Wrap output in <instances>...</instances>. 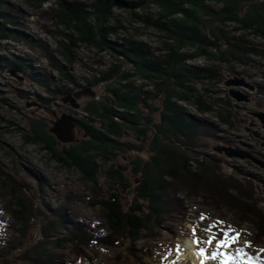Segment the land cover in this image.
Returning <instances> with one entry per match:
<instances>
[{
	"label": "rangeland",
	"instance_id": "rangeland-1",
	"mask_svg": "<svg viewBox=\"0 0 264 264\" xmlns=\"http://www.w3.org/2000/svg\"><path fill=\"white\" fill-rule=\"evenodd\" d=\"M3 1L10 6L9 9H6L7 12L14 13L19 19V27H14V29L25 37L19 42L11 40L2 42L6 49L4 52L0 51V54L7 56L14 53L16 57L31 60L32 62L29 63L32 66L28 73L32 78L38 81L47 78L49 81H53L56 89L64 91L69 88L74 91L71 95L81 108L76 110L71 104H65L64 100L67 96L49 93L32 79L28 81L25 74L16 73L17 75L14 76L13 72L0 73V264H7L5 262L7 260L8 264H25L21 260L24 252L18 245L22 243L23 247L27 248L32 243L38 245L45 240L41 236L42 218L47 215L50 217L55 215L59 212L61 204L69 203L66 196L75 199L65 211L68 219L84 224L102 238L95 235L89 240L88 247L80 245L82 247L77 248L78 252L70 245L56 250L55 261L60 264H193L191 253L199 254V248L195 241L199 239L200 247L211 253L216 250V242L212 247H209L205 241L210 235L223 239L224 233L233 236L238 234L240 237L233 248L223 249L235 256L238 264H264V229L260 228L261 222L235 206V203H240L241 198L231 191L217 190L221 196L213 198L206 186L205 190L203 188L193 192L191 190L193 187L189 186H193L194 183L185 175L182 160L176 157L178 154L174 159L171 156V160H167L168 162L164 165V168L178 169L182 174L177 180L166 179V181L173 182H169L168 193L165 192L163 195L164 204L161 206V209L164 210L163 219L152 226L153 230L141 241L133 242L120 238L118 241H121V244L117 243V246H109L104 243L111 232L104 218L105 208L97 203L109 201L113 193H120L124 197L125 208L128 210L134 207L132 193L135 194L142 174L134 172L133 162L139 161L138 158L149 161L153 157L154 151L152 152V150L154 147L159 148L154 141L155 134L151 131L147 140L135 131L127 130L120 140L123 145H126L124 148L127 150L126 152L115 150L98 155L96 158L98 185L96 187L86 180L85 174L76 167L62 165L57 157H65V151H70L71 146L95 140L91 132L84 128H75V142L72 144L63 143L55 134L51 133L53 124L63 114H67L76 122L77 120L84 121L90 129H100L98 123L90 120V118L95 121L98 119L96 111H92L91 107H98L99 104L106 103L108 97H111L110 90L107 88L113 83L103 82L94 88L88 87L87 83L88 80H93V77L98 73L110 69L114 57L111 53L100 52L95 47L84 45L75 49L78 59L74 64H69L62 45L64 38L61 33L64 31V27H60L54 18L56 17L55 13L59 14V7L54 1L45 5L40 3V9L34 6L36 4L34 0ZM78 1L92 4L95 0ZM254 2L264 3V0H255ZM249 5L248 2L241 4L242 16L249 14ZM220 7L222 6L216 8ZM114 13L124 27L121 29L119 39H134L144 43L158 55H161L162 51L166 52L170 43L166 34L153 27H148L136 17V15L158 17V13H163L161 8L152 6L131 10L117 7ZM206 19L210 23L211 18L206 17ZM216 24L215 21H212L209 26L214 27ZM217 25L221 28L224 27L220 24ZM236 27V24L229 23L224 29L232 36L242 35L256 49L264 50V37L253 35L252 31L236 33ZM119 43L121 44L122 41ZM224 50V48L220 49V51ZM252 58L255 61L253 65L250 67L236 66L235 72H229L232 65L222 62L220 54L217 55V60L203 57L198 61L190 62L195 68H218L223 74L220 73L222 79L213 81L209 86L212 87L211 91L216 94L213 96L218 99L219 113L222 112L229 116L233 122L232 126L219 123L217 114L201 115L194 106L185 105V107L197 118L217 126V133L212 140L207 142L209 148L205 152L221 155L220 157H223L224 161L226 159L225 165L221 166L225 178L232 175L240 183L254 181L256 184L255 199L260 202L258 206L264 212V167L251 160L230 159L225 156V152L222 154L216 152V148L219 146L234 148L245 151L264 163L263 141L254 135L257 133L264 137V125L253 116L254 113H264V59ZM120 59L125 60L122 57ZM57 64L68 67L70 75L77 80L81 87L77 89V87L71 86L67 77L54 70L53 67L55 68ZM123 66L126 69L130 68ZM115 79L117 80V78ZM236 80H244L253 89L246 86H228V83ZM135 81L138 85H146L143 86L144 89L152 93V100L147 103L149 105L156 104L154 95H157V90L154 89V83L141 79ZM201 88L203 89L204 86L200 85ZM88 89L95 93V97L87 92ZM231 91L247 95L249 101H236L231 97ZM37 95L43 99L40 101ZM143 110L145 115L149 116L150 112L146 111V107H143ZM129 119L131 123H128L127 126H131L135 123L134 120H137L133 117ZM138 124L144 128L145 126L149 127V123L145 119ZM138 124L137 126H139ZM33 138L42 142L30 143L33 142ZM246 147L252 151L246 150ZM141 148L142 150H140ZM112 153L116 156L111 155ZM139 163L141 168L146 164ZM191 169L202 177L206 176L203 170H199L197 167ZM120 174L125 176L129 184L132 185L129 189L130 192L124 191L119 184ZM234 196L235 199L232 200ZM20 201L27 204L30 213L31 219L27 227L29 234L26 238L28 241H25L26 239L23 237L26 231L14 217V210L17 208L21 210ZM243 201L245 200L243 199ZM32 203L33 210L31 209ZM14 227L18 232L13 229ZM193 228L196 229L195 236L192 234ZM194 244L196 248H194ZM128 248H131L133 256L125 254ZM236 249H242L245 255L242 256ZM208 262L209 264H220L219 259Z\"/></svg>",
	"mask_w": 264,
	"mask_h": 264
},
{
	"label": "trees",
	"instance_id": "trees-1",
	"mask_svg": "<svg viewBox=\"0 0 264 264\" xmlns=\"http://www.w3.org/2000/svg\"><path fill=\"white\" fill-rule=\"evenodd\" d=\"M52 1L59 7V14L55 13L54 18L60 27H64L61 33L64 38L62 45L69 64H74L78 59L75 49L84 45L95 47L100 52L111 53L115 61L112 62L110 69L98 73L93 80H88L87 83L90 88L103 82L113 83L107 88L110 90L111 97L105 101L106 105L101 103L98 107H91L98 117L96 121L90 118L91 122L98 123L100 129L104 131L90 129L84 121L77 120V125L91 132L95 141H85L80 145L71 146L70 151H65V157L55 156L57 160L64 166L76 167L85 174V179L96 187L98 185L96 180L97 156L115 150L126 152L127 150L124 149L126 145L120 142L125 131L133 130L147 140L152 131L155 134L154 141L159 146V148L154 147L153 157L149 161L138 158L139 161L133 162L134 172L142 174L135 194L132 193L133 208L128 210L125 208L124 197L120 193H113L109 201L97 203L105 208L104 218L111 232L104 243L117 246V243L121 244V241H118L120 238L133 242L141 241L153 230L151 227L163 219L164 210L161 209L164 204L163 195L165 192L168 193L169 182H173L166 181V179L177 180L182 174L178 169L164 168L167 160H171V156L173 159L181 158L185 175L194 183L193 186H189L193 187L191 189L193 192L203 188L205 190L207 187L212 198L221 196L219 191L235 193L245 200L242 199L241 202L240 199V203H235V206L247 212V215L254 216L261 222L260 228L264 229V212L258 206L260 202L255 199L256 184L252 180L240 183L232 175L224 177L221 168L225 165L226 159L224 161L223 157L205 152L209 148L207 142L212 140L217 133V126L197 118L185 107V105H192L201 115L217 114L219 123L233 125L229 116L222 112L219 113L218 99L213 96L215 93L209 86L213 81L222 79L221 71L218 68H195L190 62L198 61L203 57L217 60V55L220 54L222 62L232 65L229 72H235L236 66L250 67L253 65L255 61L252 57L264 59V50L256 49L242 35L232 36L224 29L232 23L237 25L236 33L252 31L253 35L264 37V3L254 2L255 0H138L133 2L95 0L92 4H85L78 0H34L37 4L34 6L40 9V3L45 5ZM243 2L250 3L249 14L245 16L241 13ZM152 6L161 8L163 13H158V17L153 15H136V17L148 27H153L166 34L170 43L166 52L162 51L161 55L153 53L151 47L134 39H119L121 29L124 27L114 13L117 7L138 10ZM217 6L222 7L217 9ZM7 8H10L9 4L0 0L1 52L6 49L2 42L9 40L19 42L25 37L14 29V27H19V19L14 13L9 14ZM206 17L211 18L210 23L215 21L224 27L221 28L217 24L214 27L210 25V27ZM120 41H122L121 44ZM222 48L225 50L220 51ZM121 57L125 60L120 59ZM29 62L32 61L16 57L14 53L7 56L0 54V73L15 71L25 74L28 81L32 79L40 87L55 95L66 97L73 92L69 88L64 91L56 89L53 81L47 78L39 81L32 78L28 73L32 66ZM123 65L130 68L126 69ZM56 66V69L54 67L53 69L67 77L71 86L77 89L81 87L70 75L68 67L61 64ZM136 79L154 83V89L157 90V95H154L156 104L147 103L152 100V93L144 89L143 86L146 85L136 84ZM200 85L204 88L200 89ZM37 97L40 101L43 99L40 95ZM143 107L150 112L149 116L145 115ZM131 117L137 120H134L133 126H127L131 123L129 119ZM143 119L148 121L149 127L144 128L138 124L142 123ZM32 140L33 142L30 143L42 142L35 138ZM128 148L131 149L129 146ZM139 162L146 164L141 168ZM192 167L203 170L206 176L202 177L197 174L191 169ZM119 177L121 179L119 184L123 190L130 192L132 185L125 176L120 174ZM65 198L69 203L61 204L58 213L51 217L49 215L43 216L44 218L40 216L43 220L41 236L45 240L38 245L32 243L33 245H28L27 248L23 247L22 243L18 245L24 252L21 260L25 264H60L55 261L56 250H61L66 245L72 246L73 249H79L82 247L80 245L88 247L89 240L95 235L102 238L84 224L68 219L65 211L75 199L71 196ZM20 203L21 210L18 208L14 210V217L26 231L23 234L26 239L29 234L27 227L31 218L27 204L23 201ZM31 209H34L33 203ZM13 229L18 232L16 227ZM130 249L128 248L125 254L133 256ZM5 262L8 264L9 261Z\"/></svg>",
	"mask_w": 264,
	"mask_h": 264
},
{
	"label": "water",
	"instance_id": "water-1",
	"mask_svg": "<svg viewBox=\"0 0 264 264\" xmlns=\"http://www.w3.org/2000/svg\"><path fill=\"white\" fill-rule=\"evenodd\" d=\"M13 75H17L15 72H13ZM235 85V86H246L247 88L253 89L252 86L248 85L244 80H236L228 83V86ZM87 92L91 93L93 97H95V93H92L91 90H87ZM230 95L232 98H234L238 102H248L249 97L245 94H241L238 91H231ZM65 104H71L76 110H79L81 107L80 105L77 104V101L72 95L67 96V98L64 100ZM70 105V106H71ZM253 116L258 118L262 124L264 125V113H254ZM53 128L51 129V133L55 134L58 139L63 142V143H74L75 142V133L74 130L77 126V122L75 119L70 117L67 114H63L62 117L57 119V122H54ZM253 126V125H252ZM255 137L261 139L263 141L262 147H264V137H261L260 134L255 133ZM216 152L222 154L225 152V156L228 158H237L240 160H251L255 164L264 167V163L260 161L259 159H256L253 155L242 151V150H237L234 148H226L223 146H219L216 148Z\"/></svg>",
	"mask_w": 264,
	"mask_h": 264
},
{
	"label": "snow or ice",
	"instance_id": "snow-or-ice-1",
	"mask_svg": "<svg viewBox=\"0 0 264 264\" xmlns=\"http://www.w3.org/2000/svg\"><path fill=\"white\" fill-rule=\"evenodd\" d=\"M201 219H204L201 217ZM222 223V222H221ZM215 226V225H214ZM192 234L196 235V229H192ZM239 235H231L229 233L223 234V239H218L215 235H210L209 238L205 241L209 247H212L213 243H215V251L211 253L208 252L207 249L200 247V241L197 239L195 243L199 248V255L202 257L201 264H207L209 260H220V264H238L235 256L230 255L228 251H223V249H231L233 246L239 241ZM179 247V246H177ZM238 253H241L242 256L245 255L242 249H236Z\"/></svg>",
	"mask_w": 264,
	"mask_h": 264
},
{
	"label": "bare ground",
	"instance_id": "bare-ground-1",
	"mask_svg": "<svg viewBox=\"0 0 264 264\" xmlns=\"http://www.w3.org/2000/svg\"><path fill=\"white\" fill-rule=\"evenodd\" d=\"M194 248H196L195 244H194ZM190 256L193 264H201L202 257L199 254H195L192 252ZM207 264H209V262H207Z\"/></svg>",
	"mask_w": 264,
	"mask_h": 264
},
{
	"label": "flooded vegetation",
	"instance_id": "flooded-vegetation-1",
	"mask_svg": "<svg viewBox=\"0 0 264 264\" xmlns=\"http://www.w3.org/2000/svg\"><path fill=\"white\" fill-rule=\"evenodd\" d=\"M74 92V91H73ZM79 128H82L81 126H78L77 127V129H79ZM240 144V143H239ZM240 146H242L241 144H240ZM249 150H251L250 148H248ZM252 151V150H251Z\"/></svg>",
	"mask_w": 264,
	"mask_h": 264
}]
</instances>
